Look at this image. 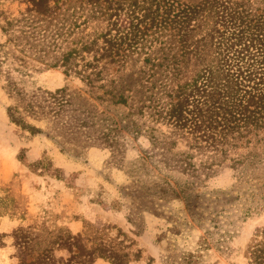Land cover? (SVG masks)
<instances>
[{
  "label": "trees",
  "instance_id": "1",
  "mask_svg": "<svg viewBox=\"0 0 264 264\" xmlns=\"http://www.w3.org/2000/svg\"><path fill=\"white\" fill-rule=\"evenodd\" d=\"M22 1L20 17L0 12L3 29L15 36L19 28L25 53L42 33L46 47L55 48L54 65L81 85L30 83L27 72L3 68L12 54L0 47L12 123L77 160L91 147L108 149V163L141 183L135 193L178 198L193 222L213 228L207 234L218 235L219 246L241 219L264 212V0ZM141 136L150 146L126 162ZM225 164L233 184L210 189L207 182ZM224 218L232 220L223 225ZM65 234L21 264H95L105 253L80 234ZM38 236L15 231L23 252L34 250ZM64 249L68 257L55 254ZM193 257L188 261L197 263ZM246 257L247 264H264V226ZM108 258L129 264L113 251Z\"/></svg>",
  "mask_w": 264,
  "mask_h": 264
},
{
  "label": "rangeland",
  "instance_id": "2",
  "mask_svg": "<svg viewBox=\"0 0 264 264\" xmlns=\"http://www.w3.org/2000/svg\"><path fill=\"white\" fill-rule=\"evenodd\" d=\"M26 7L22 0H0V12L11 18L20 17ZM4 25L0 13V47L12 54L4 69L14 67L13 73L20 77L27 72L28 82L45 87L63 86L67 81L74 87L81 85L78 79L68 78L63 67L54 65L55 48L46 47L50 41L42 33L30 38L34 47L25 53L19 45L24 38L19 28L12 31L15 41ZM5 83L0 75V264L34 260L54 242L67 240L66 230L103 249L95 264H112L111 251L129 264H247L246 250L257 228L264 226V212L241 219L231 239L219 246V236L207 234L213 228L193 222L178 198L135 193L141 183H133L124 169L108 163V149L91 147L77 160L61 152L52 140L32 136L12 123L7 115L12 100L3 88ZM133 146L126 162L150 142L141 136ZM152 181V177L144 180ZM233 182V170L225 164L207 184L210 189H226ZM4 197L8 200H1ZM231 220L224 218L223 225ZM22 227L39 234L34 250L28 247L23 252L18 247L15 231ZM55 254L68 257L69 251ZM190 254L197 263L188 261Z\"/></svg>",
  "mask_w": 264,
  "mask_h": 264
}]
</instances>
